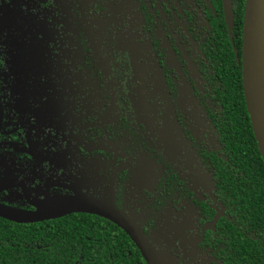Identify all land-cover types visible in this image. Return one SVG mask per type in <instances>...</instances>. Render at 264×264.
<instances>
[{"label": "flooded vegetation", "instance_id": "flooded-vegetation-1", "mask_svg": "<svg viewBox=\"0 0 264 264\" xmlns=\"http://www.w3.org/2000/svg\"><path fill=\"white\" fill-rule=\"evenodd\" d=\"M244 4L231 0L230 30L228 0H0V204L79 199L85 212L19 225L89 220L122 235L88 212L116 208L162 256L230 264L218 171Z\"/></svg>", "mask_w": 264, "mask_h": 264}, {"label": "trees", "instance_id": "trees-1", "mask_svg": "<svg viewBox=\"0 0 264 264\" xmlns=\"http://www.w3.org/2000/svg\"><path fill=\"white\" fill-rule=\"evenodd\" d=\"M236 14L241 20L242 10ZM230 85V170L218 171L229 186L230 226L220 235L230 264H264V164L240 78ZM71 221L25 226L0 219V264H145L128 236L112 225Z\"/></svg>", "mask_w": 264, "mask_h": 264}, {"label": "water", "instance_id": "water-1", "mask_svg": "<svg viewBox=\"0 0 264 264\" xmlns=\"http://www.w3.org/2000/svg\"><path fill=\"white\" fill-rule=\"evenodd\" d=\"M225 17L231 30L233 24L231 0L230 2L228 0ZM241 84L254 140L264 164V0H245L241 46ZM57 203L50 201L46 206L34 212L0 204V218L18 224H27L73 212H85V209L80 208L86 203L79 199L74 201L64 199L61 206L56 205ZM88 212H97L116 224L134 243L146 264H179L165 252L162 256L155 251L139 226L129 221L116 208L108 209L106 215L100 209Z\"/></svg>", "mask_w": 264, "mask_h": 264}]
</instances>
